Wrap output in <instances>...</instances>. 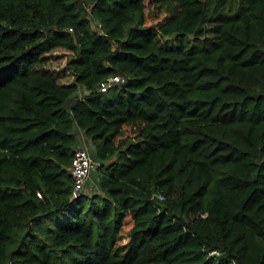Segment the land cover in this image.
<instances>
[{
    "label": "trees",
    "instance_id": "trees-1",
    "mask_svg": "<svg viewBox=\"0 0 264 264\" xmlns=\"http://www.w3.org/2000/svg\"><path fill=\"white\" fill-rule=\"evenodd\" d=\"M0 264H264V0H0Z\"/></svg>",
    "mask_w": 264,
    "mask_h": 264
},
{
    "label": "built area",
    "instance_id": "built-area-1",
    "mask_svg": "<svg viewBox=\"0 0 264 264\" xmlns=\"http://www.w3.org/2000/svg\"><path fill=\"white\" fill-rule=\"evenodd\" d=\"M125 82V79L120 75L111 76L99 85V90L108 92L117 86L124 85ZM92 153V148L82 132V135L79 136V144L70 167V172L74 179L73 198H77L85 193L87 183L91 179L95 163ZM159 197L163 198L162 195H159Z\"/></svg>",
    "mask_w": 264,
    "mask_h": 264
},
{
    "label": "rangeland",
    "instance_id": "rangeland-1",
    "mask_svg": "<svg viewBox=\"0 0 264 264\" xmlns=\"http://www.w3.org/2000/svg\"><path fill=\"white\" fill-rule=\"evenodd\" d=\"M239 1V0H237ZM159 40L164 43H169L170 45L177 46L179 44V40L177 39H171V40H165L162 37L158 36ZM188 41L190 43H193V39L189 38ZM73 52L71 50H68L66 48H56L53 51L49 52L46 57H47V63L45 64L46 68L49 70V72L54 75L58 82L61 84L69 85L72 84L75 80V75L72 69L69 67V60L72 58ZM82 91V89H81ZM82 94V93H81ZM75 98L72 99L69 102V105L71 106L75 102ZM78 136L82 135V132L78 131L77 132ZM87 139V138H86ZM88 140V139H87ZM89 141V140H88ZM81 145V144H80ZM89 145L91 148H93L92 144L89 142ZM78 147V146H77ZM76 147V149H77ZM93 155V153H92ZM94 169L91 173V179L93 177L94 184H88L85 192L88 194H94L100 191L99 189V178H98V161L95 159L94 155Z\"/></svg>",
    "mask_w": 264,
    "mask_h": 264
},
{
    "label": "crops",
    "instance_id": "crops-1",
    "mask_svg": "<svg viewBox=\"0 0 264 264\" xmlns=\"http://www.w3.org/2000/svg\"><path fill=\"white\" fill-rule=\"evenodd\" d=\"M88 184H94L93 177H92V179L89 180V182L87 183V185H88Z\"/></svg>",
    "mask_w": 264,
    "mask_h": 264
},
{
    "label": "clouds",
    "instance_id": "clouds-1",
    "mask_svg": "<svg viewBox=\"0 0 264 264\" xmlns=\"http://www.w3.org/2000/svg\"><path fill=\"white\" fill-rule=\"evenodd\" d=\"M92 151H93V148H92Z\"/></svg>",
    "mask_w": 264,
    "mask_h": 264
}]
</instances>
